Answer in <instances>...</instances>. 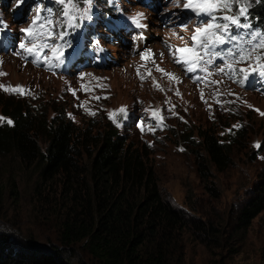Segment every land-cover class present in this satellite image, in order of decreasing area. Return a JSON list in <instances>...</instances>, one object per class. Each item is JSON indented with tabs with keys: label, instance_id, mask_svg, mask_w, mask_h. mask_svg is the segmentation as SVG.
Segmentation results:
<instances>
[{
	"label": "trees",
	"instance_id": "trees-1",
	"mask_svg": "<svg viewBox=\"0 0 264 264\" xmlns=\"http://www.w3.org/2000/svg\"><path fill=\"white\" fill-rule=\"evenodd\" d=\"M250 16L254 27L264 29V0H253ZM28 98L0 96V117L6 118L0 122V203L18 206L5 222L19 230L20 220H41L44 233L60 246L0 229V264H184L188 232L213 251L219 248L216 253L226 251L224 259L239 251L264 210V163L246 198L226 214L203 217L190 198L182 205L163 192L145 148L129 142L108 114L78 125L56 99L45 105ZM198 133L206 151L197 152L202 172H210V163L228 167L229 142L211 127ZM17 169L29 190L21 187ZM23 205L25 216L17 212ZM77 246L88 256L79 257Z\"/></svg>",
	"mask_w": 264,
	"mask_h": 264
},
{
	"label": "rangeland",
	"instance_id": "rangeland-1",
	"mask_svg": "<svg viewBox=\"0 0 264 264\" xmlns=\"http://www.w3.org/2000/svg\"><path fill=\"white\" fill-rule=\"evenodd\" d=\"M5 1L0 0V9L7 14ZM45 4L53 7L54 11L59 10V6L55 5L53 0H43L41 6L44 7ZM104 7H106L104 0H94L91 19L82 22L83 27L71 29L72 32L81 36V31L88 26L85 23L93 21L96 13ZM137 7L131 9V14L135 16L137 13H143V20L150 22L155 33L159 35L152 40L148 48L152 50L156 64L169 73H175L180 78L179 83L155 71V65L151 60H142L141 54L134 59L127 58L110 68L84 66L79 72H75L44 69L32 62L31 64L25 62L11 52H0V73L5 74L0 75V85L23 86L25 90L30 91L22 96L29 97L34 104L48 105V102L56 99L59 103L57 105L65 107L68 115L78 125L91 122V117L94 116L91 112L106 116L122 106L125 107L126 115L116 111L114 121L129 142L141 149L145 148L148 161L157 173L163 192L174 197L182 205L190 198V202L192 201L203 217L226 214L232 209L234 202L248 196L249 190L259 178L264 163V150L259 149L264 136V88H261L264 84L258 77H253L249 79L251 84L241 85L219 73L209 77L210 80L222 81L218 85L190 82L177 68L172 56L169 55L168 47V45L182 47L185 42L190 44L187 40L188 32H183L179 25L182 24L180 21L184 13L183 8L178 7L172 0L167 7L173 10L176 15L175 21L178 23L163 27L159 25L154 14ZM189 20L184 22L187 23ZM68 33L61 43L69 41L70 47L76 46L79 39H72L69 31ZM174 33L185 39H178ZM163 40L167 46L162 43ZM68 52L69 49H64L63 56ZM142 65L146 66L141 67ZM138 67L140 75L145 77L143 80L137 75ZM148 69L153 70L152 76L156 78L160 88L155 87L153 79L147 76ZM81 73L91 75L81 79ZM82 84L93 90L85 91L81 87ZM98 84L103 87H96ZM70 89L76 90L75 95ZM177 90L180 95L176 94ZM201 90L204 99H201ZM11 93L13 92L0 89V96L3 99ZM233 93L235 95H232ZM96 96L100 99L93 98ZM154 110L160 111L164 127L156 126L157 119L152 115ZM237 125L238 127H234ZM199 127H211L220 138L229 142L231 163L228 167L220 170L210 163V172L207 174L202 172L199 160L202 157L197 152L206 154V151L201 146ZM149 128L154 131H149ZM205 161L209 163L207 157ZM17 170L21 187L29 190L28 179L24 180L22 170ZM214 187L218 191V196L214 194ZM24 193L26 196L23 201L28 202L29 192ZM9 203L3 205L0 203V224L5 223V226L0 225V229L10 232L11 235L21 236L22 233L26 237L31 233L35 238L50 240L60 246L59 240L44 233L43 226L39 224L41 220H20V233L9 221L5 222L8 213L11 214L18 209L16 204H11L13 202ZM7 204L8 207H3ZM24 205L17 211L23 213V216L26 215ZM11 218L14 219L13 216ZM15 219L18 220L17 217ZM185 246L184 264H264V210L253 219L239 251L224 259L221 257L227 254L226 251H223L222 255L216 253L219 248L216 247L213 251V248L194 232L186 234ZM76 251L79 257L88 256L79 246ZM73 261L76 264L79 262L77 259Z\"/></svg>",
	"mask_w": 264,
	"mask_h": 264
},
{
	"label": "snow or ice",
	"instance_id": "snow-or-ice-1",
	"mask_svg": "<svg viewBox=\"0 0 264 264\" xmlns=\"http://www.w3.org/2000/svg\"><path fill=\"white\" fill-rule=\"evenodd\" d=\"M17 2L20 3L21 0H17ZM53 2L59 6V10L54 11L53 7L38 6L37 14L33 17L29 27L21 29L25 35L19 43L20 49L28 56L35 57V63L39 64L43 60L49 67L53 66V60L62 63L65 47L71 46L70 42L61 43L69 34L67 29H77L82 22L91 19L94 7V0H53ZM109 3H114V0H109ZM173 3L189 11L195 20L190 19L187 23L180 25L183 32H191V35L187 37L191 43L185 42L182 47L168 45L169 55L172 56L176 64L183 66L187 73H196L199 69L204 74L193 76L195 82L211 85L222 83V81L209 79L215 73L223 74L241 85L253 77L264 80V29L253 26L250 16L253 0H173ZM42 11L47 15H40ZM143 18V13H137L130 19L138 27L143 28L146 27L141 23ZM174 34L178 39H185L178 33ZM45 49H48L52 55L41 56ZM141 59L151 60L155 65V71L175 83L180 82V78L175 73H169L156 64L152 50L146 49L141 54ZM217 60L220 61L219 64L216 63ZM240 65L247 66L241 67ZM144 66L146 65L141 67ZM210 67L214 68V72L210 71ZM152 71V69H148L147 76L153 79L155 87L160 88L158 81L152 76ZM0 75L5 74L0 73ZM86 75L91 74L81 73V79ZM137 75L142 80L145 79L140 75V67L137 68ZM81 87L85 91L93 90L83 84ZM96 87H103V85L98 84ZM0 89L21 95L30 91L19 85L15 87L0 85ZM70 90L75 95L76 90ZM176 94L180 95L178 90ZM93 98L100 99L98 96ZM201 99H204L202 90ZM116 111L126 115V108L123 106ZM116 111L110 112L109 117L114 119ZM91 114L95 115V112H91ZM152 115L157 119V127L165 126L159 110H154ZM5 119L0 117V122ZM6 123L12 125L13 121L7 119ZM234 127H238V125ZM141 130H144L143 127ZM148 130L154 131L152 128Z\"/></svg>",
	"mask_w": 264,
	"mask_h": 264
},
{
	"label": "clouds",
	"instance_id": "clouds-1",
	"mask_svg": "<svg viewBox=\"0 0 264 264\" xmlns=\"http://www.w3.org/2000/svg\"><path fill=\"white\" fill-rule=\"evenodd\" d=\"M17 24H18V23L15 21V22H14V25L16 26V30L19 29V26H18Z\"/></svg>",
	"mask_w": 264,
	"mask_h": 264
}]
</instances>
